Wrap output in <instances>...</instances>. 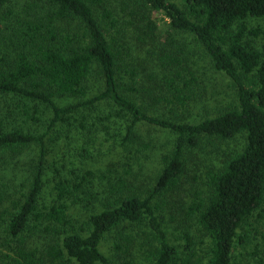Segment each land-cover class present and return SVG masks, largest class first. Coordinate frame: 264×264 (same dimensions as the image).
<instances>
[{
  "label": "trees",
  "instance_id": "obj_1",
  "mask_svg": "<svg viewBox=\"0 0 264 264\" xmlns=\"http://www.w3.org/2000/svg\"><path fill=\"white\" fill-rule=\"evenodd\" d=\"M151 14L191 35L210 70L232 82L228 106L206 109L195 98L196 71L188 78L176 62L160 63L154 83L140 74L125 24L152 31ZM250 18L259 21L254 29ZM57 95L77 100L61 106ZM0 96L24 103V123L34 118L30 103L53 114L44 133L31 132L0 102L4 164L26 172L15 185L1 174L0 264H264V0H0ZM198 105L207 111L200 117ZM142 126L169 140L146 139ZM239 135L241 148L208 173L207 195L169 216L160 211V198L186 188L187 152ZM107 156L108 177L96 189L95 174L81 169ZM158 157L160 171L146 187L142 175ZM183 214L190 227L178 225L173 242L167 218Z\"/></svg>",
  "mask_w": 264,
  "mask_h": 264
},
{
  "label": "rangeland",
  "instance_id": "obj_2",
  "mask_svg": "<svg viewBox=\"0 0 264 264\" xmlns=\"http://www.w3.org/2000/svg\"><path fill=\"white\" fill-rule=\"evenodd\" d=\"M155 15V16H154ZM151 14V17L156 20V26L154 30L147 31L144 33L142 29H140L139 25L131 24L126 21L125 29L128 32L130 42L135 48V67L139 70L140 74L150 83L156 82V77L158 76L157 69L159 68V64H164V62H176L179 64V67L184 70L185 75L189 78L190 71L195 70V75L198 78L197 82H194L192 86L196 88V100H205L206 109H211V112H217L228 106L233 97L234 86L232 82L227 78L222 76L221 74L214 72L212 69L210 70V59L206 54L205 50L199 45L197 41L193 39V37L189 34H185L180 31L171 30L165 19L159 14ZM162 18V19H161ZM247 26L249 29H254L259 24V21L250 18L247 20ZM246 41H251L254 43L252 34H248L246 37ZM169 55L170 58L167 61H164L162 57L164 55ZM166 73L164 69V74ZM152 75V76H151ZM54 100L57 104L64 106L70 103L76 102V97L73 96H55ZM0 102H2L5 106H10L15 110L17 121L21 124V126L28 131L44 133L47 130L49 122L53 116L51 110L45 107L42 104L37 103V107H34L33 103H30L28 106L33 109L34 118L28 119L27 123H24V115L22 114V110L19 108L22 107L24 103H20L17 101L14 105H8L13 103V101L6 96H0ZM0 103V107L3 104ZM20 110V111H19ZM5 111V109H4ZM94 110H90L89 113H92ZM149 112L164 116L171 117L173 115L174 118L180 117L181 119H185L189 116V113L186 112L184 114L179 113L177 117L174 112L165 113L164 109H155L149 108ZM6 112V111H5ZM197 116L200 117L204 115L207 111H202V106L198 105V110H196ZM88 113V114H89ZM15 119H12L14 122ZM140 133L146 136V139L149 136H153L156 140L159 138V143H165L169 139L167 137V132L160 130H155L146 126L141 127ZM150 134V135H149ZM244 142V138L242 135L237 136L236 138L224 141H212V145L210 149L203 148H195L189 152H187L186 160H187V174L184 179L183 186L185 189H180L179 192L174 194H169L165 198H160L158 201L159 209L166 216L171 214L174 208L180 210V208H184L195 195H207L209 186L208 182V173L217 168L219 165V161L222 157L227 154L229 151H237L241 148ZM73 154H76L73 152ZM122 156L118 158V165L121 164ZM112 156H107L105 158H95L90 160V162L85 163V166L82 171H91L95 174L96 178L93 180V185L96 189H100L102 184L107 180L108 165ZM121 158V159H120ZM6 156H2L0 153V179L1 174H5L4 176L8 177L11 182L15 185L16 182L21 183L25 178L26 172L22 167V169H16L17 165L10 161L6 164ZM53 159L49 157V162H52ZM117 165V166H118ZM52 166L49 163V171L51 172ZM160 160L159 157L152 164H148V168L145 170L142 175V180L145 183L146 187L151 186L160 171ZM21 170V171H20ZM68 172V171H67ZM69 173V172H68ZM51 177V175H50ZM74 181H76V177H73ZM1 184V182H0ZM192 192L191 195L189 192ZM45 199L51 198V187L48 186L45 188ZM105 198V197H104ZM104 198L100 200L103 201ZM71 213L78 218H86L87 212L79 205H73L71 208ZM262 221H264L262 219ZM191 220L187 219L185 214L180 216L179 220H173L172 217L167 218V231L169 238L173 242H177L180 240L181 233L177 228L178 225H181L182 232L190 227ZM193 234L196 232L193 230ZM198 240L200 241L203 238V234L201 232H197ZM109 238L105 240V244L103 246V250L109 252Z\"/></svg>",
  "mask_w": 264,
  "mask_h": 264
}]
</instances>
